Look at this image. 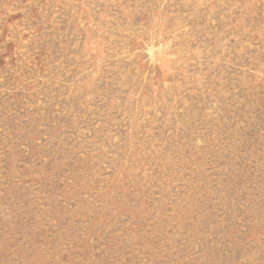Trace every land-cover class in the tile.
I'll return each instance as SVG.
<instances>
[{"label": "rangeland", "instance_id": "rangeland-1", "mask_svg": "<svg viewBox=\"0 0 264 264\" xmlns=\"http://www.w3.org/2000/svg\"><path fill=\"white\" fill-rule=\"evenodd\" d=\"M149 1L0 0V264H264V0Z\"/></svg>", "mask_w": 264, "mask_h": 264}, {"label": "crops", "instance_id": "crops-1", "mask_svg": "<svg viewBox=\"0 0 264 264\" xmlns=\"http://www.w3.org/2000/svg\"><path fill=\"white\" fill-rule=\"evenodd\" d=\"M138 1V7H142L140 0ZM149 5H148V11H149V15L147 17H141L139 16L138 19V30H133V34L132 36H130L129 38L131 39H137L140 42H143L144 44L147 43L146 45H149L151 43H156L159 42L162 39H167L168 37H170L171 34L174 33V29H176L178 27V23L177 21H171L172 18L178 19V16L180 14H178L177 12V8H175L174 10L171 9V11L168 14V22H167V28L165 31H162V23H163V19L162 16H166L165 14L163 15L162 12V8H159L157 5L152 4L151 0L149 1ZM157 4V3H156ZM206 5H202L200 8L199 7H194V11L191 13V16L194 17L193 21L191 22V25L193 26V33H195V31L202 33V34H208L209 28L211 29L212 27V32H219L220 30L223 31V27L219 25L218 22H212V19H207L206 17H209V15L211 14V11L207 13L204 11L205 10ZM212 14H216V13H212ZM138 15H140L138 13ZM135 19H129L128 20V24L129 26H131V28L135 27ZM144 22L145 25H147V27H143L141 28V23ZM210 22V25L209 23ZM144 25V24H143ZM195 30V31H194ZM218 35V34H217ZM190 36H186V38H189ZM194 38V36H192ZM207 37V35H206ZM175 38H178L175 35ZM195 39V38H194ZM148 41V42H146Z\"/></svg>", "mask_w": 264, "mask_h": 264}]
</instances>
